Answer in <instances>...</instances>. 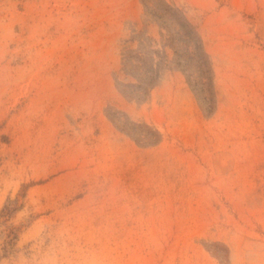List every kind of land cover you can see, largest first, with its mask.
I'll use <instances>...</instances> for the list:
<instances>
[{
  "label": "rangeland",
  "instance_id": "1",
  "mask_svg": "<svg viewBox=\"0 0 264 264\" xmlns=\"http://www.w3.org/2000/svg\"><path fill=\"white\" fill-rule=\"evenodd\" d=\"M166 1L211 116L171 63L122 92L124 41L168 43L144 0H0V264H264V0Z\"/></svg>",
  "mask_w": 264,
  "mask_h": 264
},
{
  "label": "trees",
  "instance_id": "2",
  "mask_svg": "<svg viewBox=\"0 0 264 264\" xmlns=\"http://www.w3.org/2000/svg\"><path fill=\"white\" fill-rule=\"evenodd\" d=\"M144 6L147 15L161 27L162 36L163 38L167 37L168 43L162 51L155 49V41L147 34L134 36L124 41L127 44L139 42L136 50L127 49L123 56V72L126 76L139 81V85L131 86L139 93L138 95L128 93L126 92L128 87L125 86H123L122 92L143 101L161 81L163 67L171 63L187 76L203 107L209 116L213 115V98L212 103L209 104V96L202 89L205 85L208 86L209 91L213 89L212 65L197 29L188 20L183 10L169 4L166 0H144ZM164 32L167 35H164ZM168 48L174 53L172 61L169 60L166 51ZM157 58H160L161 61H158ZM141 94H144L143 97ZM21 208L18 199H9L3 209L2 216H0V222L2 219L13 217ZM2 258L0 255V261Z\"/></svg>",
  "mask_w": 264,
  "mask_h": 264
}]
</instances>
